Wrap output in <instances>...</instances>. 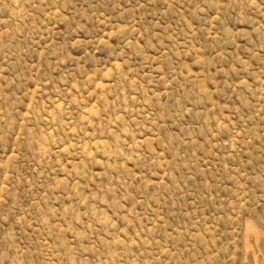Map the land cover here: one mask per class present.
Instances as JSON below:
<instances>
[{
  "label": "rangeland",
  "instance_id": "rangeland-1",
  "mask_svg": "<svg viewBox=\"0 0 264 264\" xmlns=\"http://www.w3.org/2000/svg\"><path fill=\"white\" fill-rule=\"evenodd\" d=\"M0 264H264V0H0Z\"/></svg>",
  "mask_w": 264,
  "mask_h": 264
}]
</instances>
